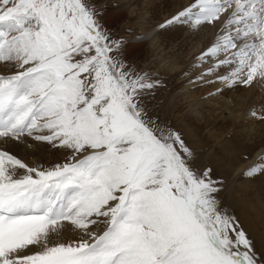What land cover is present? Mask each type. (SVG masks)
I'll return each instance as SVG.
<instances>
[{
    "label": "snow or ice",
    "instance_id": "1",
    "mask_svg": "<svg viewBox=\"0 0 264 264\" xmlns=\"http://www.w3.org/2000/svg\"><path fill=\"white\" fill-rule=\"evenodd\" d=\"M107 16L102 0H0V264H264L226 178L163 118L156 68L162 34L210 32L186 93L243 89L241 124L264 128V0H184L147 27ZM239 155L264 180V148Z\"/></svg>",
    "mask_w": 264,
    "mask_h": 264
},
{
    "label": "rangeland",
    "instance_id": "2",
    "mask_svg": "<svg viewBox=\"0 0 264 264\" xmlns=\"http://www.w3.org/2000/svg\"><path fill=\"white\" fill-rule=\"evenodd\" d=\"M102 2L108 6L106 19L110 24H118L120 20L127 17L134 26L147 27L175 11L184 0H131L130 5L136 6V10L132 13H126L124 8L118 10V7L125 5L121 0H102ZM145 21L146 24H144ZM209 38H211L210 32L196 34L189 33L187 29L162 34V48L166 59L157 63L156 68L162 74L167 87L160 93L161 113L163 118L181 129L189 142L201 150L200 164L214 166L218 173H222L221 178H226L227 188L222 194L224 203L230 206L236 215L241 212L238 216L241 219L244 218L242 220L250 237L255 241L256 246L258 245V249H264V180H251L244 176L246 164L239 155L242 152L245 156L251 154L254 157L261 148H264V138H261L264 128L254 125V130L257 128L259 130H255L258 131L257 135H252L250 131L256 134L251 130L253 125L246 122L241 124L242 120L247 119L245 115L251 103L249 94L243 89H238L224 97L205 103L199 100V94L186 93L183 78L173 67L176 61L182 62L183 67L191 63L193 57ZM231 111L234 113L238 111L236 114L240 112L239 118L235 120L231 116L233 115ZM244 125L250 128V131L246 130L248 135ZM232 131L236 133L235 138L226 140ZM251 135L254 136L252 139ZM39 151L42 155L38 153ZM61 156L62 153L47 151L43 146L36 147V158L41 157V161H55ZM257 237V240L254 239Z\"/></svg>",
    "mask_w": 264,
    "mask_h": 264
},
{
    "label": "bare ground",
    "instance_id": "3",
    "mask_svg": "<svg viewBox=\"0 0 264 264\" xmlns=\"http://www.w3.org/2000/svg\"><path fill=\"white\" fill-rule=\"evenodd\" d=\"M121 1H123V3H124L125 5H123V6H121V7H118V10H121V9L124 8V10H125L126 13H128V12H131V13H132V12H134V11L136 10V8H135V7H136L135 4H133L134 6L130 5L131 0H121ZM135 1H136V0H135ZM134 3H135V2H134ZM118 10H117V11H118ZM141 19H143V16H141ZM144 24H146V21H145ZM178 32H179V30H178ZM179 34H180V33H179ZM181 36H182V35H181ZM180 43H181V42H180ZM184 62H185V61H184ZM184 62H183V63H184ZM173 67H175L178 71H180V69L183 67V64H182V62L180 63L179 61H176V62H174ZM172 71H173V70H172ZM242 98H243V97H241V99H242ZM248 102H249V101H248ZM242 104H243V103H242ZM244 104H245V103H244ZM196 105H197V104H196ZM239 109H240V108H239ZM245 109H246V108H245ZM193 110H194V109H193ZM234 110H235V109H234ZM236 110H237V109H236ZM232 111H233V109H232ZM232 111H231V112H232ZM240 111H241V110H240ZM231 112H230V113H231ZM237 112H238V111H237ZM237 112H236V113H237ZM241 112H242V111H241ZM236 113L232 112L233 115L230 114L231 116L234 117L235 120L239 118L238 116H239V113H240V112H239L238 114H236ZM243 113H244V111H243ZM244 114H245V113H244ZM203 116H204V115H203ZM246 116H247V115H245V117H246ZM206 118H207V117H206ZM210 118H211V117H210ZM211 120H212V119H211ZM238 121H239V120H238ZM199 123H200V122H199ZM200 124H201V123H200ZM204 124H205V123H204ZM207 125H208V124H207ZM211 125H212V124H211ZM205 126H206V125H205ZM223 126H227V125H223ZM230 126H231V125H230ZM230 126H229V127H230ZM241 126H242V125H241ZM244 126H245V129H244L243 127H242V129H244L245 131H246V130H249V131H250V128H247V127H246L247 125H244ZM248 126H249V125H248ZM256 126H257V125H256ZM259 126H260V125H259ZM233 127H234V126H233ZM250 127H251V126H250ZM206 128H207V127H206ZM236 128H237V127H236ZM240 128H241V127H240ZM254 128H255V127H254V125H253V128H251V130L254 131L256 134H253V132H251V131H250V134H252V135H257V132H258V131L256 132L255 130H257V129L259 130V128L255 129V130H254ZM210 129H211V128H210ZM223 129H225V128H223ZM262 129H263V128H262ZM262 129H261V130H262ZM233 130H234V129H233ZM214 131H215V130H214ZM219 131H220V130H219ZM245 131H244V132H245ZM246 132H247V131H246ZM220 133H221V132H220ZM241 133H242V132H241ZM260 133H261V131H260ZM263 133H264V132H263ZM244 134H245V133H244ZM244 134H243V135H244ZM245 135H246V134H245ZM247 135H248V132H247ZM252 135H251V139L254 137V136L252 137ZM258 135H259V134H258ZM263 136H264V134H262V137H261V138H264ZM248 137H249V136H248ZM257 137H258V136H257ZM246 138H247V137H246ZM260 141H261V139H260ZM234 152H235V151H234ZM258 152H259V151H258ZM38 153H39L40 155H42L40 151H39ZM237 153H238V152H237ZM235 154H236V153H235ZM29 155H30V153H29ZM40 158H41V157H37V159L41 160ZM237 165H238V164H237ZM243 165H244V164H243ZM234 208H235V207H234ZM252 209H254V208H252ZM239 214L241 215V212H240ZM239 214H238V215H239ZM246 214H247V213H246ZM244 215H245V214H244ZM244 215H243V216H244ZM248 216H249V215H248ZM251 217H252V216H251ZM242 219L244 220V218H242ZM246 221H247V220H246ZM248 221H249V219H248ZM251 221H252V220H251ZM253 222H254V221H253ZM247 223H248V222H247ZM250 224H251V223H250ZM251 225H252V224H251ZM247 228H248V227H247ZM253 229H254V228H253ZM254 239L257 240L258 237H257V238H254ZM259 245H261V244H259ZM257 246H258V245H257Z\"/></svg>",
    "mask_w": 264,
    "mask_h": 264
}]
</instances>
